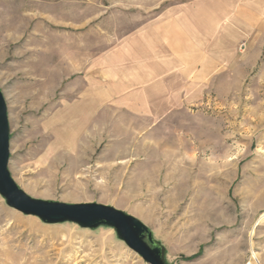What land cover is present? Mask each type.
<instances>
[{
    "label": "rangeland",
    "instance_id": "rangeland-1",
    "mask_svg": "<svg viewBox=\"0 0 264 264\" xmlns=\"http://www.w3.org/2000/svg\"><path fill=\"white\" fill-rule=\"evenodd\" d=\"M262 9L0 0L12 179L34 199L136 218L165 264H264ZM172 23L188 46L160 41ZM199 50L206 80L183 89L200 78ZM0 264L147 263L112 228L46 224L0 196Z\"/></svg>",
    "mask_w": 264,
    "mask_h": 264
},
{
    "label": "water",
    "instance_id": "water-1",
    "mask_svg": "<svg viewBox=\"0 0 264 264\" xmlns=\"http://www.w3.org/2000/svg\"><path fill=\"white\" fill-rule=\"evenodd\" d=\"M9 140L7 106L0 91V196L8 207L24 215L38 217L46 224L71 222L86 229L112 228L117 237L147 264H165L161 246L153 240L150 230L136 218L102 204H67L27 195L8 170Z\"/></svg>",
    "mask_w": 264,
    "mask_h": 264
},
{
    "label": "crops",
    "instance_id": "crops-1",
    "mask_svg": "<svg viewBox=\"0 0 264 264\" xmlns=\"http://www.w3.org/2000/svg\"><path fill=\"white\" fill-rule=\"evenodd\" d=\"M252 12L254 13V9H252ZM260 13L264 14V9H262V11H260ZM166 29H167V37L165 38H160V41L163 43V45H165L166 47H174V46H179V47H183V46H188V43L185 41V38L183 35L186 34L187 31L184 30V28H182L181 26H177L172 24H166ZM169 36V37H168ZM183 53H185V51H183ZM194 55V54H193ZM207 52H201L200 50L198 51V57L194 55V59H198V63H200L199 68L197 70H199L198 75L200 76V78L197 80V82L193 83V84H189V83H184L182 85L183 89L189 88V87H194V86H199L201 83H203L206 80L207 77ZM190 62V61H189ZM191 62H194L191 60ZM193 64V63H191ZM216 68V67H215ZM192 69V66L191 68Z\"/></svg>",
    "mask_w": 264,
    "mask_h": 264
},
{
    "label": "bare ground",
    "instance_id": "bare-ground-1",
    "mask_svg": "<svg viewBox=\"0 0 264 264\" xmlns=\"http://www.w3.org/2000/svg\"><path fill=\"white\" fill-rule=\"evenodd\" d=\"M262 218H264V213L262 214V217H261V219ZM252 260L248 263V264H258V261L256 260V257H255V255L253 254L252 255V258H251Z\"/></svg>",
    "mask_w": 264,
    "mask_h": 264
}]
</instances>
